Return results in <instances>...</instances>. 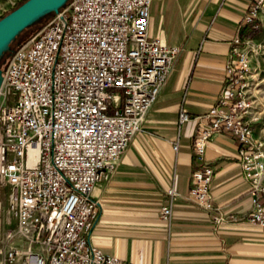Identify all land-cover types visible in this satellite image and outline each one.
<instances>
[{
  "label": "built area",
  "instance_id": "2783aa9c",
  "mask_svg": "<svg viewBox=\"0 0 264 264\" xmlns=\"http://www.w3.org/2000/svg\"><path fill=\"white\" fill-rule=\"evenodd\" d=\"M151 2L68 0L9 56L0 88V264H127L90 242L98 215L92 193L142 132L181 53L150 35ZM242 23L251 32L264 26V0ZM260 49L235 36L215 105L196 118L181 108L177 128L198 120L187 198L216 225L225 218L213 214L207 143L219 134L238 142L252 206L245 220L264 233V142L254 136L249 92ZM167 195L160 218L169 228L178 194Z\"/></svg>",
  "mask_w": 264,
  "mask_h": 264
},
{
  "label": "crops",
  "instance_id": "0c3cea01",
  "mask_svg": "<svg viewBox=\"0 0 264 264\" xmlns=\"http://www.w3.org/2000/svg\"><path fill=\"white\" fill-rule=\"evenodd\" d=\"M256 0H152L151 36L181 53L162 94L149 110L142 132L131 140L111 179L92 193L98 215L90 242L127 264H264V233L248 224L249 184L237 157L238 142L219 134L207 143L205 163L212 169L216 225L187 198L194 162L198 120L183 126L184 108L192 118L208 113L225 81L229 42L250 38L242 21ZM178 142V150L172 144ZM178 194L168 228L160 218Z\"/></svg>",
  "mask_w": 264,
  "mask_h": 264
},
{
  "label": "rangeland",
  "instance_id": "374dc122",
  "mask_svg": "<svg viewBox=\"0 0 264 264\" xmlns=\"http://www.w3.org/2000/svg\"><path fill=\"white\" fill-rule=\"evenodd\" d=\"M22 0H0V19L10 13ZM55 14H49L36 22L30 28L23 31L9 46V49L0 58V69L2 64L11 55L14 48L26 37H32L41 31L53 18ZM255 45H260L258 55L252 59V71L249 79L250 101L252 112L258 117L254 126V136L264 142V26L252 38ZM4 100L0 97V106ZM7 102V101H6Z\"/></svg>",
  "mask_w": 264,
  "mask_h": 264
},
{
  "label": "water",
  "instance_id": "95a60500",
  "mask_svg": "<svg viewBox=\"0 0 264 264\" xmlns=\"http://www.w3.org/2000/svg\"><path fill=\"white\" fill-rule=\"evenodd\" d=\"M68 0H27L0 19V58L26 29L49 14H58ZM2 70L0 69V88Z\"/></svg>",
  "mask_w": 264,
  "mask_h": 264
},
{
  "label": "trees",
  "instance_id": "16d2710c",
  "mask_svg": "<svg viewBox=\"0 0 264 264\" xmlns=\"http://www.w3.org/2000/svg\"><path fill=\"white\" fill-rule=\"evenodd\" d=\"M26 1H27V0H22V2H21L18 6H16L13 10H15L16 8H18L21 4H23V3L26 2ZM13 10H12V11H13ZM257 33H258V31L252 32L250 38H253ZM29 38H30V37H26V38L22 39V41H21L20 43H18L17 46H19L22 42L26 41V40L29 39ZM13 42H14V41H13ZM17 46H16V47H17ZM16 47H15V48H16ZM15 48H14V49H15ZM8 58H9V57H8ZM8 58L4 61V63L2 64V67L5 66V64H6L7 60H8Z\"/></svg>",
  "mask_w": 264,
  "mask_h": 264
},
{
  "label": "flooded vegetation",
  "instance_id": "af4514ba",
  "mask_svg": "<svg viewBox=\"0 0 264 264\" xmlns=\"http://www.w3.org/2000/svg\"><path fill=\"white\" fill-rule=\"evenodd\" d=\"M2 69H3V68H2ZM2 69H1V70H2Z\"/></svg>",
  "mask_w": 264,
  "mask_h": 264
}]
</instances>
